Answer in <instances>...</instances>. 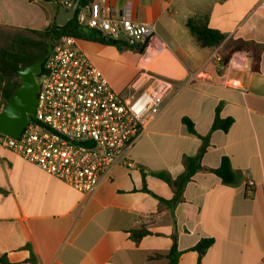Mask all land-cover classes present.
<instances>
[{"label":"crops","instance_id":"crops-1","mask_svg":"<svg viewBox=\"0 0 264 264\" xmlns=\"http://www.w3.org/2000/svg\"><path fill=\"white\" fill-rule=\"evenodd\" d=\"M66 2L76 0H0V28L43 30L55 22L60 6L70 9ZM107 2L116 16L130 3L136 22L155 25L163 47L156 57L168 66L150 67L154 60L146 62L135 49L80 40L92 63L104 76L112 64L129 68L123 94L145 72L171 79L174 90L159 119L130 151L134 167H116L112 180L92 196L0 144V258L9 264H169L165 256L176 234L178 264H198L191 249L206 238L214 242L201 264H264V52L260 72L251 70L246 53L234 54L227 66L212 58L216 49L223 57L238 40L264 45V0ZM191 15H207L210 27L226 36L224 42L201 48L186 27ZM244 57V66L235 63ZM218 106L232 126L211 133L203 169L177 202L156 174L177 178L184 172V158L196 155L202 140L182 119L207 136ZM223 157L236 175L232 184L210 171ZM249 179L252 188L246 186ZM142 228L149 234L136 243L131 231Z\"/></svg>","mask_w":264,"mask_h":264},{"label":"built area","instance_id":"built-area-1","mask_svg":"<svg viewBox=\"0 0 264 264\" xmlns=\"http://www.w3.org/2000/svg\"><path fill=\"white\" fill-rule=\"evenodd\" d=\"M65 5L71 8L73 3ZM74 19L105 41L143 47L146 62L163 49L155 25L136 22L130 3L116 16L107 0H92L78 7ZM212 58L222 63L218 49ZM246 60L235 63L244 66ZM37 79L35 114L18 138L0 134V144L86 196L111 181L116 167H134L130 151L159 119L163 102L174 90L171 79L145 72L128 94L116 91L74 36L53 44ZM144 83L149 87L143 89ZM246 186L252 188L254 182L249 179Z\"/></svg>","mask_w":264,"mask_h":264},{"label":"trees","instance_id":"trees-1","mask_svg":"<svg viewBox=\"0 0 264 264\" xmlns=\"http://www.w3.org/2000/svg\"><path fill=\"white\" fill-rule=\"evenodd\" d=\"M33 1V0H30ZM50 1V0H43ZM92 0H80V7H84ZM186 27L190 34L195 39L196 43L201 48L214 49L219 47L225 40L226 36L218 30H215L209 25V17L207 15H191L186 20ZM31 36L21 33H4L6 37L5 44L0 46V110L6 104L14 90L20 85L19 70L31 65L35 61L44 58L47 54L48 41L51 40L55 44L63 36H74L79 40L93 41L98 40L102 43L114 44L118 48H131L138 50L143 54L144 48L129 47L124 42H109L101 39L95 33L85 31L77 26L75 19L69 22L66 26H58L55 22L51 23L43 30H30ZM264 45L257 44L251 41L238 40L232 43L229 51L223 56L222 64L227 66L236 53H246L251 58V70L260 72V63ZM43 70V67H42ZM221 106H218L215 111L210 133L207 136L199 135L194 127V123L187 117L182 119L187 130L202 140V145L194 156H186L184 158V172L177 178H172L167 173L161 172L156 176L165 181L174 193V200L177 202L182 200L186 185L193 179L194 175L203 169L202 158L210 144V135L216 130L228 132L232 126L233 120L230 118L223 119L220 115ZM217 175L224 183L232 184L235 182V173L231 163L227 157H223L220 166L217 169L210 170ZM145 175L143 174V181ZM144 190L148 189L144 182ZM149 234L144 228L131 231V238L134 242L139 243L140 240ZM173 244L170 252L165 256L169 260V264H178V245L176 234L172 237ZM213 239L206 238L191 250L196 251L199 255L198 264L207 253L213 244ZM0 263L9 264L4 258H0Z\"/></svg>","mask_w":264,"mask_h":264},{"label":"water","instance_id":"water-1","mask_svg":"<svg viewBox=\"0 0 264 264\" xmlns=\"http://www.w3.org/2000/svg\"><path fill=\"white\" fill-rule=\"evenodd\" d=\"M79 6L80 0H76L69 10L64 6H60L55 23L61 27L66 26L74 20ZM52 47V41L49 40L45 57L19 70L18 74L21 83L0 110L1 135L18 138L31 121L37 107V95L39 91L37 78L41 74L44 62L50 55Z\"/></svg>","mask_w":264,"mask_h":264},{"label":"rangeland","instance_id":"rangeland-1","mask_svg":"<svg viewBox=\"0 0 264 264\" xmlns=\"http://www.w3.org/2000/svg\"><path fill=\"white\" fill-rule=\"evenodd\" d=\"M7 32L21 33L23 35H28V36L32 35L29 29L0 28V46H3L5 44L6 37L4 36L5 35L4 33ZM156 64H163L168 66V62L162 56L155 57L153 64L150 67L154 68L153 65ZM112 67H113V71L105 70L104 74L106 78L109 80L110 84H112L114 89H116L119 92L127 93L128 91H123L125 88L123 90H121V88L125 86L124 84L125 81H127L131 77V73H132L131 70L129 68H125L123 65H118V64H112ZM112 67H110V69Z\"/></svg>","mask_w":264,"mask_h":264}]
</instances>
